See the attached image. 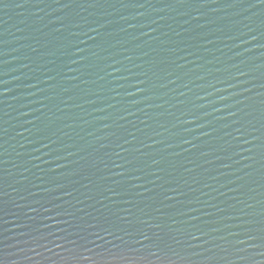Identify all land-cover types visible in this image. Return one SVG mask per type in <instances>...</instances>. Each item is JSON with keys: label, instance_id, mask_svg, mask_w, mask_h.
Here are the masks:
<instances>
[{"label": "water", "instance_id": "1", "mask_svg": "<svg viewBox=\"0 0 264 264\" xmlns=\"http://www.w3.org/2000/svg\"><path fill=\"white\" fill-rule=\"evenodd\" d=\"M0 264H264V0H0Z\"/></svg>", "mask_w": 264, "mask_h": 264}]
</instances>
